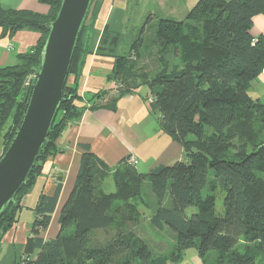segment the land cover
<instances>
[{
    "label": "trees",
    "instance_id": "16d2710c",
    "mask_svg": "<svg viewBox=\"0 0 264 264\" xmlns=\"http://www.w3.org/2000/svg\"><path fill=\"white\" fill-rule=\"evenodd\" d=\"M38 1L49 8L47 14L0 6L2 35L19 31L40 35L34 47L18 55L16 65L0 67V141H8L4 151L22 120L30 90L26 80L41 65L48 25L62 3ZM94 2L72 56L68 81L73 76L75 82L67 81L63 102L26 183L0 214V241L17 223L22 201L45 164L63 152L58 143L61 135L79 123L87 109L78 86L86 58L93 53L90 45L98 14ZM258 15H264V0H198L186 21L160 19L155 36L162 46L179 48L182 65L160 71L152 79L141 77L138 84L128 62L129 56L140 59L144 37L136 39L124 55L119 52L121 36L105 30L96 54L114 59L109 80L121 86L115 92L123 96L148 87L152 112L162 131L181 145L184 158L140 173L138 159L134 156L137 164H130L128 156L113 175L115 191H105L109 167L83 146L73 190L60 212L59 234L51 240L42 237L61 185L53 197L40 195L17 264H177L190 249L197 251L203 264H264V132L258 131L264 129V102L248 93L264 76V34L254 37L251 32ZM146 182L152 200L144 207L153 208L151 225L157 231H172L174 244L166 254L156 255L150 243L130 234L131 224L140 221L138 208L143 205ZM218 192L223 195L222 214L216 208ZM190 209L194 210L189 213ZM121 215L124 219L118 223ZM100 232L103 238L99 239Z\"/></svg>",
    "mask_w": 264,
    "mask_h": 264
},
{
    "label": "crops",
    "instance_id": "0c3cea01",
    "mask_svg": "<svg viewBox=\"0 0 264 264\" xmlns=\"http://www.w3.org/2000/svg\"><path fill=\"white\" fill-rule=\"evenodd\" d=\"M144 1L95 0L94 5L98 8V14L90 45L93 53L86 58L78 86L87 109L81 121L68 127L61 135L58 143L63 152L45 164L41 175L37 177L32 189L22 201L17 223L0 241V255L11 254L9 264H17L23 256L33 224V209L40 195L53 197L61 185L57 207L42 237L44 240H51L59 234L60 212L73 190L85 152L83 146L90 147L91 152L109 167L111 174L105 182L111 179L123 160L131 155L138 159L137 170L140 173H148L158 166H172L184 158L181 145L162 131L157 114L152 112L148 87L142 86L134 93L118 96L114 91V83L109 80L115 64L114 59L96 54L105 30L121 36L122 46L127 43L128 39L125 36L131 35V32H128L131 31V26L127 23L128 14L135 9L134 7L143 5ZM161 1L185 3V0L159 2ZM188 1L191 0H187L186 3ZM197 2L198 0H194L193 3ZM0 6L7 10H29L40 14H47L49 11V8L40 4L38 0H0ZM189 9L190 7H187L186 11ZM153 17L155 15L150 14L149 18ZM146 27L144 26V30ZM39 38L38 33L31 31H19L13 36H4L0 28V67L16 65L18 55L34 47ZM70 78L69 85L75 82L73 76ZM98 94L100 96L94 98ZM92 98L94 99L90 102ZM91 105H94L95 109L88 108ZM3 147L4 144L0 141V158ZM10 258L14 261L12 262ZM177 264H184V258ZM197 264H203L201 259Z\"/></svg>",
    "mask_w": 264,
    "mask_h": 264
},
{
    "label": "water",
    "instance_id": "95a60500",
    "mask_svg": "<svg viewBox=\"0 0 264 264\" xmlns=\"http://www.w3.org/2000/svg\"><path fill=\"white\" fill-rule=\"evenodd\" d=\"M93 0H62L34 74L24 114L0 159V214L26 183L63 102L72 56Z\"/></svg>",
    "mask_w": 264,
    "mask_h": 264
},
{
    "label": "rangeland",
    "instance_id": "374dc122",
    "mask_svg": "<svg viewBox=\"0 0 264 264\" xmlns=\"http://www.w3.org/2000/svg\"><path fill=\"white\" fill-rule=\"evenodd\" d=\"M159 1L160 0H145L143 5L139 4L138 7H134L135 9L131 10L128 14L129 20L127 23L131 26V31L129 30L128 32H131V35L125 36V38L128 39V41L122 46V48L120 49V53L124 55H128L132 43L139 37L142 36L144 37V47L141 50L140 59L134 60L133 57V59L131 60V56H129L130 57L129 64L131 66V76L137 84L140 83L141 80H143L141 77L152 79L153 76L160 71L166 69V71L169 72L172 71L173 69L179 68L182 65L179 48L178 47L175 48L174 46H162L155 36V29L159 26L160 19H166V18L172 19L173 17L172 20L186 21L190 10L196 3H193L194 0L188 1V3H186L187 0H185L184 4L169 3L165 1L159 2ZM187 7H190L188 11H186ZM94 8L91 10V14L86 24L87 26H89L92 22ZM150 14H154L155 17L150 19L149 18ZM144 26L147 27L144 30L143 35H141ZM86 31L84 32L85 38L88 36ZM251 32L254 37H260L262 34H264V15H258L254 18ZM136 77L140 78V80H135ZM129 78L131 79V77ZM248 93L253 99L258 98L262 102H264V77L262 76L259 77L252 84ZM260 130L264 132V129H259L258 131ZM7 143L8 141L6 142V144L3 143L4 146H6ZM2 151H3L2 152L3 155L5 153L4 147ZM115 173L116 171L112 174L111 179L107 180L103 184V189L105 191H115V185L113 181V175ZM150 190H151L150 182H146L142 189L143 205L139 206L138 208L141 211V214H139L140 221L138 223L131 224L130 234L136 236V239L137 238L143 239L144 241L148 242L147 244L150 243L149 246L152 248V250H154L155 253L160 252L161 254H166L168 250H171V247L174 244V240L172 239L173 238L172 231L169 228H164L162 231H157L151 225L150 219L153 214V208L147 209L146 207H144L148 205L147 204L148 200L150 201L152 200ZM222 203H223V195L220 192H218L216 208H217V213L219 214L223 213ZM135 207H136L135 204L132 203L131 211H133ZM192 210L194 209H190L189 213L192 212ZM118 218L120 220L118 221V223H121V221H123L122 219H124L122 215L119 216ZM23 220L25 221L26 219ZM98 238L99 239L103 238L102 232L99 233ZM131 242L133 243L134 241L131 239ZM161 247H165V248L162 249ZM9 255L11 254H5L4 256L0 255V264H9L8 261ZM10 260L12 262L14 261L13 258H10ZM197 261L200 262V259L196 250L190 249L186 251L184 256V264H197Z\"/></svg>",
    "mask_w": 264,
    "mask_h": 264
},
{
    "label": "built area",
    "instance_id": "2783aa9c",
    "mask_svg": "<svg viewBox=\"0 0 264 264\" xmlns=\"http://www.w3.org/2000/svg\"><path fill=\"white\" fill-rule=\"evenodd\" d=\"M11 49V47H10ZM34 80V75H31L30 77H28V79L26 80V86H31L32 82ZM121 86L118 83H114V91H117ZM129 163L130 164H137V159L132 156L129 159Z\"/></svg>",
    "mask_w": 264,
    "mask_h": 264
},
{
    "label": "bare ground",
    "instance_id": "6f19581e",
    "mask_svg": "<svg viewBox=\"0 0 264 264\" xmlns=\"http://www.w3.org/2000/svg\"><path fill=\"white\" fill-rule=\"evenodd\" d=\"M162 59H163V57H162ZM129 63V62H128ZM80 73V72H79ZM125 76V75H124Z\"/></svg>",
    "mask_w": 264,
    "mask_h": 264
}]
</instances>
